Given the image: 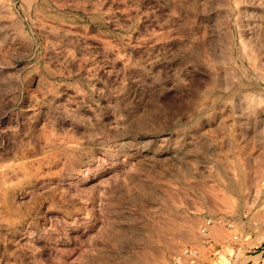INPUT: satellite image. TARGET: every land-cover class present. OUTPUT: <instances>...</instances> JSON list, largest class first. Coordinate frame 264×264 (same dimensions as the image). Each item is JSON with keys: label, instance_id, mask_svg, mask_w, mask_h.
Wrapping results in <instances>:
<instances>
[{"label": "rangeland", "instance_id": "1", "mask_svg": "<svg viewBox=\"0 0 264 264\" xmlns=\"http://www.w3.org/2000/svg\"><path fill=\"white\" fill-rule=\"evenodd\" d=\"M262 251L264 0H0V264Z\"/></svg>", "mask_w": 264, "mask_h": 264}, {"label": "built area", "instance_id": "2", "mask_svg": "<svg viewBox=\"0 0 264 264\" xmlns=\"http://www.w3.org/2000/svg\"><path fill=\"white\" fill-rule=\"evenodd\" d=\"M226 224V227H228V228H232V224L231 223H228V221L227 222H224L223 220H221V219H216V220H212V219H207V220H205L204 222H203V225H201V227H200V229H199V235H200V237H201V242L204 244V245H206L207 243H209L210 241H209V236H208V233H209V228H211V226L213 225V224ZM185 251H188V249H186ZM192 250H189L188 251V257H190V258H192V259H194V257L196 256V252H195V254L192 256L191 254H190V252H191ZM262 252H261V256H260V259H261V257H262ZM250 264H253V263H250ZM258 264H263V262L261 261V260H259L258 261Z\"/></svg>", "mask_w": 264, "mask_h": 264}, {"label": "bare ground", "instance_id": "3", "mask_svg": "<svg viewBox=\"0 0 264 264\" xmlns=\"http://www.w3.org/2000/svg\"><path fill=\"white\" fill-rule=\"evenodd\" d=\"M209 234V233H208ZM167 244V243H166ZM188 253V251H184V253L186 254V256H189L187 253ZM190 254H191V252H190ZM258 256H259V254H257Z\"/></svg>", "mask_w": 264, "mask_h": 264}, {"label": "crops", "instance_id": "4", "mask_svg": "<svg viewBox=\"0 0 264 264\" xmlns=\"http://www.w3.org/2000/svg\"><path fill=\"white\" fill-rule=\"evenodd\" d=\"M262 253H264V251H262ZM261 261H263L264 260V256L262 255V257H261V259H260Z\"/></svg>", "mask_w": 264, "mask_h": 264}]
</instances>
